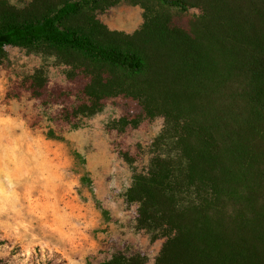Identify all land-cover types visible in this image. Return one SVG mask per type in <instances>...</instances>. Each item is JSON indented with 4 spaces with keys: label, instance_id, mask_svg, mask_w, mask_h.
<instances>
[{
    "label": "trees",
    "instance_id": "trees-1",
    "mask_svg": "<svg viewBox=\"0 0 264 264\" xmlns=\"http://www.w3.org/2000/svg\"><path fill=\"white\" fill-rule=\"evenodd\" d=\"M123 1L32 0L17 9L0 0V48L55 54L72 66L68 83L51 88L43 67L16 77L8 97L30 91L57 139L117 99L122 118L108 129L129 166L143 153L131 133L165 116L150 176L135 175L127 193L128 204L141 203L136 228L162 239L154 264H264V0H136L143 23L132 32L98 17ZM193 7L202 15L190 29L170 12ZM44 118L33 117L37 126ZM162 151L178 156L164 160ZM148 260L117 251L102 264Z\"/></svg>",
    "mask_w": 264,
    "mask_h": 264
},
{
    "label": "clouds",
    "instance_id": "clouds-1",
    "mask_svg": "<svg viewBox=\"0 0 264 264\" xmlns=\"http://www.w3.org/2000/svg\"><path fill=\"white\" fill-rule=\"evenodd\" d=\"M31 2L8 0L9 6L17 9H23ZM188 12L196 17L202 15L201 10L195 7L189 8ZM0 51L4 54L0 58L5 63H11L23 75L34 76L36 70L45 64L44 57L30 56L27 49L18 46L4 44ZM56 61L55 54L47 57L49 70L45 76L49 88L57 79L61 84L68 83L66 74L55 77L51 72V65ZM60 68L64 73L72 71V66L64 63L60 64ZM23 75L20 76L21 80ZM12 78L16 79L15 76ZM6 83L3 73H0V223L5 218L27 219L29 223L24 225L27 228L38 217L41 221L63 220L74 229H94L99 226L98 221L94 217L82 218L67 202L68 198H83L94 207L98 205L100 212L107 211L110 217L114 215L118 218V223H111L112 229L128 231L130 226L127 221L141 203L133 201L129 206L127 193L135 184V175L150 176L151 160L155 154L144 155L142 161H135L131 167L124 164L113 145L115 129H108V125L121 120V109L109 103L102 113L91 117L81 115L78 119L82 120V126L58 141L47 135L50 130L55 131V124L37 126L33 119L43 111V106L33 107L38 102L35 98L29 99L32 93L25 91L19 98L8 97ZM61 108L63 105H50L48 111L55 112ZM168 127L165 116H155L149 128L150 142L162 136ZM138 142L147 149L143 138H138ZM65 147L66 152L56 150ZM159 155L164 160L176 159L178 151H162ZM122 164L124 167L117 179L111 169L119 168ZM133 168L136 169L135 173ZM101 172L111 177L107 193H97L95 189V176ZM85 175L92 183H83ZM44 197L48 198L46 211L37 213L34 205ZM132 223L135 224V220ZM149 264H154V261L150 259Z\"/></svg>",
    "mask_w": 264,
    "mask_h": 264
},
{
    "label": "rangeland",
    "instance_id": "rangeland-1",
    "mask_svg": "<svg viewBox=\"0 0 264 264\" xmlns=\"http://www.w3.org/2000/svg\"><path fill=\"white\" fill-rule=\"evenodd\" d=\"M170 12L174 20L186 29H190L197 18L194 15H190L188 10L184 11L178 8H171ZM98 17L110 29L132 32L143 23V9L136 3V0H125L115 7H110L99 12ZM27 54L41 57V55L34 53L27 52ZM44 58L45 64L43 68L47 72L49 65L47 64V58ZM51 72L55 77L64 75L60 64L56 62L51 65ZM0 73H3V78L7 81L5 84L7 90L13 80V76L19 77L23 75L11 63H5V66L0 68ZM56 82H59V79ZM109 103L120 108L117 99H109L106 105ZM33 107H39V103ZM102 111L98 113H102ZM41 113L45 118L39 126L48 123L45 110L41 111ZM150 125L147 131L138 130L131 133L130 140L136 142L138 138H143L144 144L148 145L147 149L142 145L143 153L139 159L140 161L143 160L144 155L152 153V142L149 140ZM81 126L82 122L79 127L66 130L60 139H55L61 141L65 134L71 133ZM56 150L66 152L67 147L63 149L57 148ZM122 160L124 164L129 166L123 158ZM124 164L119 168L113 167L111 169L112 174L117 179L123 170ZM77 166L79 167V164ZM110 179L111 177L106 175L105 172L97 174L94 180L96 192L107 193V184ZM83 183L88 185L92 182L85 175ZM67 202L72 204L73 209L82 218L88 219L94 217L98 221L99 226L89 230L74 229L63 220L49 219L47 221H41L36 217L32 220L31 227L26 228L24 225L29 223L27 219L14 220L5 218L4 222L0 223V264H102L103 261L117 251H124L126 253L134 251L145 252L149 260L154 261L155 256L160 250L162 239L152 241L149 233L145 230L137 229L135 220L136 213L131 214L127 221V224L130 226L128 231H123L120 228L112 229L110 227L111 223H118V218L114 215L110 217L107 211L100 212L98 205L94 207L83 198L81 200L68 198ZM47 203L48 198H42L34 205L35 211L37 213L46 211ZM133 220H135V224L132 223ZM149 260L147 264H149Z\"/></svg>",
    "mask_w": 264,
    "mask_h": 264
}]
</instances>
